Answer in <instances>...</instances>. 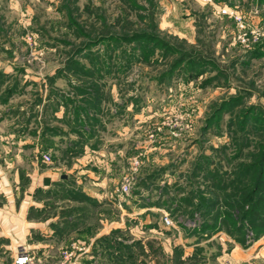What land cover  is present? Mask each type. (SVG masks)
Segmentation results:
<instances>
[{
    "label": "rangeland",
    "instance_id": "obj_1",
    "mask_svg": "<svg viewBox=\"0 0 264 264\" xmlns=\"http://www.w3.org/2000/svg\"><path fill=\"white\" fill-rule=\"evenodd\" d=\"M263 126L264 0H0V264H192L177 232L246 248L264 232L221 226L209 172L250 164ZM32 161L61 178L29 194Z\"/></svg>",
    "mask_w": 264,
    "mask_h": 264
},
{
    "label": "crops",
    "instance_id": "obj_2",
    "mask_svg": "<svg viewBox=\"0 0 264 264\" xmlns=\"http://www.w3.org/2000/svg\"><path fill=\"white\" fill-rule=\"evenodd\" d=\"M84 153H85V151H84ZM85 157L87 158L90 156L84 154V157L82 159H84ZM86 161H87V159H86ZM87 163H89V162H86V164ZM83 165H84L83 163L81 164V166L79 165V169H81V171H79V173H83L84 175H88V176L93 178L94 177L93 173L91 171L85 172V170H83V167L85 165L84 166ZM30 166H31L30 171L26 170L24 172V175L28 178V189H27V191L29 194H32V190L37 189V188L47 189L49 187H52L53 184L57 183L56 181H58L59 178H61L62 172L55 173L52 171H47L45 169H42V167L37 166V161L30 162ZM76 182H78V181H76ZM92 183H94L96 185H103L104 184V182H97V181H92ZM1 189L4 190V191H2L4 193L3 194L4 196L8 195V192L13 193V195H12L13 197L10 198V196H9L8 198H6V200H5L6 202L4 204L11 206L12 207L11 209L15 211L16 209H15L14 194H16V191L13 192L12 187L9 184L7 185L6 182L3 184V187ZM95 189H99V191L95 192L94 188L90 189V190H83V191H84V193H86V195H88L92 199L96 200V202L97 201L99 203L106 202L104 197L107 196V193L105 194L103 191H101V189L104 190V187L103 188H95ZM119 201H121V200H119ZM112 203L115 205L114 202H112ZM26 205H27V202H26L25 197H24L21 199V203L19 206V211L21 212V217L24 219H25V215H26V208L31 205V202L28 206H26ZM120 209L123 210V208L121 207V204H120ZM0 212H1V207H0ZM117 215H118V218L110 216L109 219L104 218L103 221L101 220L102 225L95 228L94 233L92 235L93 238H96L100 235H106L109 233L110 230H112L116 227L122 228L124 219L127 220V218H128V213L121 211ZM195 233H199V235L205 236V234H202L201 232H198V231ZM188 236H198V235L194 234V233L182 234L181 232H179V233L177 232V234H173V237L175 239H176V237H179L180 241L173 242V244H172L173 238H171L172 236L170 235V237H168V239L166 240L167 243L169 242V245L167 246V248H165L167 250L168 256L171 255V252H173L175 246L180 245L179 247L182 248V253H181L180 257L182 259L185 258L186 263L188 261H190L192 264H214V262L216 261L218 264H264V238L257 239V241L256 240L253 241L251 244H248V246L246 248H242V247L237 246V245L231 246L232 249H230V252H225L223 247H222L223 245L220 244L222 251L213 252L211 254V257H210L209 253L199 252L197 250L198 246L201 244L200 242L194 241L193 243H189V242H187V239H182V238H187ZM169 238H170V240H169ZM94 249L95 250L93 252H94V254H96L100 248H98L96 246V247H94ZM104 251H103V253H104ZM212 258H215L214 259L215 261H213ZM210 261H213V262L210 263ZM95 263H96V260L94 261V264Z\"/></svg>",
    "mask_w": 264,
    "mask_h": 264
},
{
    "label": "trees",
    "instance_id": "obj_3",
    "mask_svg": "<svg viewBox=\"0 0 264 264\" xmlns=\"http://www.w3.org/2000/svg\"><path fill=\"white\" fill-rule=\"evenodd\" d=\"M264 130V126L262 128ZM256 152L252 153L250 164H237L239 172L234 173L229 181H224L218 176L217 170L209 172V180L218 193H221L224 210L221 226L228 231L231 227L242 230L245 224L256 232H264V133L256 145ZM214 175L218 178L214 179ZM241 177H245L240 180ZM212 181V180H210ZM229 193H228V192ZM210 203L213 198L207 199ZM219 203L218 199H215ZM209 203V205H210ZM222 205V204H221ZM232 211V214L229 212ZM219 227V226H218ZM221 229V228H220Z\"/></svg>",
    "mask_w": 264,
    "mask_h": 264
},
{
    "label": "built area",
    "instance_id": "obj_4",
    "mask_svg": "<svg viewBox=\"0 0 264 264\" xmlns=\"http://www.w3.org/2000/svg\"><path fill=\"white\" fill-rule=\"evenodd\" d=\"M229 9L230 8H228V7L219 6V13L220 14H226V13L232 14V12H230ZM232 15H234V14H232ZM234 18L237 21V23L240 24V22H241L240 17L238 15H235ZM240 26H243V25L240 24ZM45 159H48V158L45 157ZM125 180H128L127 176L125 177ZM120 189L122 192H127L129 189V186L125 183V184L121 185ZM164 222L167 224H171V220L168 217L164 218ZM11 264H37V263H35L33 255H31L29 252L20 251L19 253H17L15 255Z\"/></svg>",
    "mask_w": 264,
    "mask_h": 264
},
{
    "label": "water",
    "instance_id": "obj_5",
    "mask_svg": "<svg viewBox=\"0 0 264 264\" xmlns=\"http://www.w3.org/2000/svg\"><path fill=\"white\" fill-rule=\"evenodd\" d=\"M64 177V176H63Z\"/></svg>",
    "mask_w": 264,
    "mask_h": 264
}]
</instances>
